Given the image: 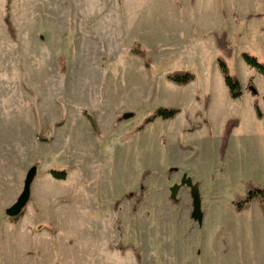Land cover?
<instances>
[{
	"label": "rangeland",
	"instance_id": "374dc122",
	"mask_svg": "<svg viewBox=\"0 0 264 264\" xmlns=\"http://www.w3.org/2000/svg\"><path fill=\"white\" fill-rule=\"evenodd\" d=\"M245 53L264 64V0H0V264H264L261 201L236 202L264 189V75ZM159 108L181 112L139 130ZM184 176L202 224L190 188L172 192Z\"/></svg>",
	"mask_w": 264,
	"mask_h": 264
},
{
	"label": "trees",
	"instance_id": "16d2710c",
	"mask_svg": "<svg viewBox=\"0 0 264 264\" xmlns=\"http://www.w3.org/2000/svg\"><path fill=\"white\" fill-rule=\"evenodd\" d=\"M252 18V17H248ZM215 44L217 49L223 54V58L219 60L220 68L222 71V74L224 76V81L226 86L229 89V94L231 99L233 100H238L242 96V85L239 79L230 74V70L228 68V65L225 61V58H232L233 56V48L231 47V43L229 42V37L228 33L223 32L220 35H215ZM133 53L141 58V59H146V53L142 51L141 47L138 45L134 46ZM244 58L246 63L251 67L259 71L260 74L264 75V64H261L258 59L254 56H251L247 53L244 54ZM146 66L149 67L150 64L148 61H146ZM168 79L174 83L175 85L178 86H186L190 84L194 80V76L190 73H185V72H174L168 76ZM180 109L177 108H159L157 112L150 116L149 118L146 119L145 124L139 129L143 130L145 129L146 126L150 125L151 123L155 122L158 119L161 120H172L175 119L177 115L180 114ZM92 123V126L95 130V133H99L98 125L96 123V120H94L92 117H89ZM240 121L237 119H231L227 122L224 132H223V137H222V145H221V158L223 159L226 150L229 147V142L231 139V136L233 134V131L235 128L239 127ZM190 130H194V127L191 128ZM52 174L57 178V179H65L66 173L61 172H52ZM149 174V171L144 172V175L142 177V180H145V176ZM246 189H247V195L244 198L238 197L236 200L237 202V210L239 212H243L247 209H249L250 203L256 199L259 198L261 201V208L262 212L264 214V189L262 188H257L255 187L252 183H247L246 184ZM23 212L17 216L11 218L12 221L17 222L21 216H23Z\"/></svg>",
	"mask_w": 264,
	"mask_h": 264
},
{
	"label": "water",
	"instance_id": "95a60500",
	"mask_svg": "<svg viewBox=\"0 0 264 264\" xmlns=\"http://www.w3.org/2000/svg\"><path fill=\"white\" fill-rule=\"evenodd\" d=\"M36 177V169L31 168L27 173L25 183H24V191L18 198L17 202L13 204L8 210L7 215L10 218L19 216L29 203L31 199V187ZM183 185H186L190 188L191 198H192V218L193 220L197 221L198 223L203 222L204 214L202 211V201H201V194H200V186L198 183H193L192 179L188 178L187 176L184 177L182 181ZM179 186L173 188V194L178 193Z\"/></svg>",
	"mask_w": 264,
	"mask_h": 264
},
{
	"label": "crops",
	"instance_id": "0c3cea01",
	"mask_svg": "<svg viewBox=\"0 0 264 264\" xmlns=\"http://www.w3.org/2000/svg\"><path fill=\"white\" fill-rule=\"evenodd\" d=\"M96 123H97V125H98V127H99V130H100V132H101V135H102V128H101V126H100V124L96 121ZM98 137V136H97ZM185 177V176H184ZM184 177H183V179H184ZM188 177V176H187ZM189 178V177H188ZM183 179H182V181H183ZM191 179V178H190ZM182 181H181V183L180 182H177V186H179V191L178 192H180V190H181V188L182 187H187V186H185V185H183L182 184ZM193 181V180H192ZM193 183H195L194 181H193ZM200 186V185H199ZM190 196H191V193H190ZM191 198V197H190ZM191 202H192V198H191ZM190 218H192V216L190 217ZM204 219V218H203ZM192 220H193V218H192ZM195 221V220H194ZM195 222H197V221H195ZM203 223V222H202ZM201 223V224H202ZM227 251H223L222 253L224 254V253H226Z\"/></svg>",
	"mask_w": 264,
	"mask_h": 264
}]
</instances>
